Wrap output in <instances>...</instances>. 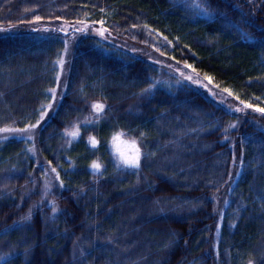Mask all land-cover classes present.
I'll return each mask as SVG.
<instances>
[{"label": "trees", "instance_id": "obj_1", "mask_svg": "<svg viewBox=\"0 0 264 264\" xmlns=\"http://www.w3.org/2000/svg\"><path fill=\"white\" fill-rule=\"evenodd\" d=\"M59 23L102 24L111 38ZM143 51L252 112H231L188 80L157 84ZM65 52L63 88L40 120ZM255 107L264 108L262 0H0V128L42 121L35 141L0 140V264H264ZM76 127L69 144L64 132ZM115 133L138 144V174L117 167Z\"/></svg>", "mask_w": 264, "mask_h": 264}, {"label": "rangeland", "instance_id": "obj_2", "mask_svg": "<svg viewBox=\"0 0 264 264\" xmlns=\"http://www.w3.org/2000/svg\"><path fill=\"white\" fill-rule=\"evenodd\" d=\"M55 28L61 30L62 32H72V30L75 29H83V28H87L88 31L92 32L93 34H101L107 33V37L111 38V35L108 34L107 30L104 28V26L102 24H92V23H83V24H70V23H59L55 26ZM81 33V32H79ZM77 33H73L70 34V41L67 43V45L69 46V48H71V44L72 42H74V39H76ZM109 39V38H108ZM70 51V49H69ZM143 51V55H146L147 57H149L150 59H152L154 62L157 63V65L160 68L161 71V77L158 79L157 84L165 85V86H169V84H171L172 82L175 83V80L177 81V79H181V80H188L190 82H192L194 85L196 84L197 86L200 87V89L205 92L208 96L213 97L214 99H216L218 102H220L221 104H223L229 111L234 112V113H245L247 111L252 112L251 109H247V107H245V105L240 104L239 102H237L235 99H233L232 97H230L228 94H226L225 92L213 87L212 85H210L209 83H207L205 80H203L202 78H200L198 75H196L194 72H192L191 70H189V68H187L186 66L182 65V64H171L169 63V60L166 59L165 57H163L162 55L156 53V51H153L152 53H148ZM66 59H67V53L65 52L63 58L61 59V61L59 62V76H58V83L55 87V91H56V95H55V99H51V103H49L43 113H44V118L46 119L48 117V115L51 113L52 109L55 107V103L59 98L60 95V90L63 88L62 87V80H63V75L64 72L66 70ZM168 62V63H166ZM188 77H192L191 80L188 79ZM236 109H240L239 111H237ZM40 120H41V116H40ZM248 120L252 123L255 124L259 127H264V125L261 123L260 120H258L257 118L250 116L248 118ZM244 121V120H242ZM42 123V121H40V124ZM236 124H232L231 126L235 127ZM38 127H36L35 129H32L30 127H25L22 129H26V131L21 132V129L18 128H14V127H4V128H0V140L6 139V138H10V137H24L27 138L28 140H32L35 141V137L37 136V129ZM121 140L123 141V143H121L120 145V150L121 152L124 154V156H131L134 154L133 149L130 147V144L132 142L131 139H127V138H121ZM136 146L138 147V144L136 143ZM112 147L114 148V145L112 143ZM139 148V147H138ZM122 164V163H121ZM123 165V164H122ZM46 184H50L51 186L53 185V183L49 180H44L40 182V185L43 187H46L47 189H49V187L51 188L50 185H46ZM46 185V186H45Z\"/></svg>", "mask_w": 264, "mask_h": 264}, {"label": "snow or ice", "instance_id": "obj_3", "mask_svg": "<svg viewBox=\"0 0 264 264\" xmlns=\"http://www.w3.org/2000/svg\"><path fill=\"white\" fill-rule=\"evenodd\" d=\"M262 2H264V0H262ZM188 67H191V66L189 65ZM188 79L191 80L192 77H188ZM146 91L150 92L151 89H148ZM225 91H227V89H225ZM55 95H56L55 89L51 90L50 96H51V98L53 100L55 99ZM257 99H259V98H257ZM91 107L95 110L94 115H95V118H96V122H98L99 119H100L101 114L103 113L104 105L96 103V104L91 105ZM245 107L253 108V105L252 104H247V105H245ZM236 110L239 111L240 109H236ZM254 110L259 112V113H261V114H264V108L255 107ZM43 118H44V113H43V111H41V120H43ZM39 124H40V120H38L36 124L30 125L29 127L32 128V129H35ZM20 131L23 132V131H26V129H21ZM122 135H123V133H115L113 135V137H112V142H113L115 151H116V153L119 154L120 163H117V167L119 168L120 164L122 163L123 166L126 169L136 170L135 174H138V170L140 168V158H141L140 148H138L136 146V141L133 140L131 142V144H130V147L133 149L134 154L131 155V156H124V154L120 150V145H121V143H123V141L121 140V136ZM64 136L71 138V140L68 141V143L71 144L72 140L77 139L78 136H79L78 127H76L72 131H69V130L66 129L65 132H64ZM88 143H89V145H90V147L92 149H95L97 147L99 141L96 139L95 136H91V137L88 138ZM145 159H147V154H145ZM233 162L235 163L234 154H233ZM50 163L51 162H49V164ZM241 163H243L242 160H241ZM90 168L93 170L92 174H94V175H97V174L102 175V173L100 172L101 164L98 163L97 161H95V160L92 161V163L90 165ZM51 171L56 172V168H52ZM57 179H59V173H57ZM59 186L63 187V181H60ZM53 210L55 211V209H53ZM161 211H163V210L161 209Z\"/></svg>", "mask_w": 264, "mask_h": 264}]
</instances>
